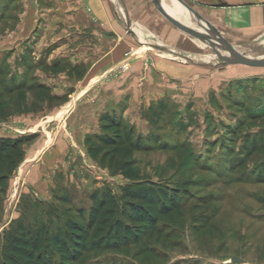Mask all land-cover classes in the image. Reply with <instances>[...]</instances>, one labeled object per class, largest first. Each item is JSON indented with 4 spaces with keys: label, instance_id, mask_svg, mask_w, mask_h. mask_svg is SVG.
<instances>
[{
    "label": "rangeland",
    "instance_id": "obj_1",
    "mask_svg": "<svg viewBox=\"0 0 264 264\" xmlns=\"http://www.w3.org/2000/svg\"><path fill=\"white\" fill-rule=\"evenodd\" d=\"M16 4L0 22V66L9 65L11 78L26 90L10 95L0 87V101L9 104L0 120V137L36 139L25 146V161L0 203V236L21 215L26 196L56 203L55 192L65 188L82 201L99 187L118 191L127 183L124 176L112 177L100 168L85 145L110 109L122 113L142 136L156 131L161 137L160 146L135 154L136 174L184 186L190 192L188 218L198 213L213 218L212 229L205 232L187 226L180 245L170 252V264H264V66L219 59L193 64V57L216 56L215 51L200 31L190 38L162 19L167 25L151 26L155 36L177 44L173 51L184 58L138 53L142 45L124 31L132 42L129 50L113 58L109 69L93 72L101 58L81 54L72 25L65 29L39 22L25 38L27 33L20 32L22 3ZM213 31L219 49L246 54L264 46V34L251 40V30L225 26ZM117 39L112 38L113 47ZM55 63L61 72L51 68ZM33 84L48 86L51 95L43 99L37 90H27ZM162 99L169 113L155 130L148 111ZM246 139L261 144L249 157L241 153ZM232 157L237 159L233 165L226 162ZM114 259L119 258L106 255L99 259L106 262L88 264H112Z\"/></svg>",
    "mask_w": 264,
    "mask_h": 264
},
{
    "label": "trees",
    "instance_id": "obj_2",
    "mask_svg": "<svg viewBox=\"0 0 264 264\" xmlns=\"http://www.w3.org/2000/svg\"><path fill=\"white\" fill-rule=\"evenodd\" d=\"M17 1L0 0V22L8 19ZM51 68L56 73L62 71L58 63ZM11 77L10 66L1 65L0 87L10 95L26 90L25 84H17ZM27 90H37L43 99L51 95L44 84H33ZM8 107L7 100L0 101V120ZM148 113L147 119L156 130L169 113L168 103L159 100L151 104ZM35 139V135L0 137V203L25 161V146ZM160 143L158 132L142 136L122 113L108 109L100 118V131L87 135L85 145L100 168L108 170L112 177L124 176L127 183L118 191L108 185L99 187L82 201L65 188L55 192L56 203L24 197L21 215L0 236V264L104 263L99 259L106 255L119 258L112 264H170V252L180 245L187 226L205 232L212 229L213 218L202 213L188 218L186 200L190 192L184 186L136 174L135 154L150 151ZM260 147L259 141L246 139L241 153L249 157ZM235 160L232 157L226 162L233 165ZM260 177L264 178V171Z\"/></svg>",
    "mask_w": 264,
    "mask_h": 264
},
{
    "label": "crops",
    "instance_id": "obj_3",
    "mask_svg": "<svg viewBox=\"0 0 264 264\" xmlns=\"http://www.w3.org/2000/svg\"><path fill=\"white\" fill-rule=\"evenodd\" d=\"M20 1L23 10L20 32L27 33L25 38L30 36L28 33L32 32L39 22L46 26L55 22L58 23L57 27L65 29L66 26L72 25L74 30L70 32L74 33L76 41H81V54L88 58H101L93 64V72L99 73L109 69L113 58L126 53L131 47L132 42L124 33L127 32L125 19L133 26L135 34L143 40L170 50H174L172 47H178L174 43L167 45L160 37L155 36L157 33L153 32L151 26L167 25L162 19L173 24L152 0H18ZM182 1L205 17L212 29L219 30L226 26L243 33L251 30V40L264 34V0ZM164 6L178 19L183 30L173 25L175 29L190 38L192 34L198 35V28L182 6L167 3L166 0ZM112 38H118L114 47ZM12 46L3 51H9L14 48ZM145 50L149 49L142 46L137 51L141 53Z\"/></svg>",
    "mask_w": 264,
    "mask_h": 264
},
{
    "label": "water",
    "instance_id": "obj_4",
    "mask_svg": "<svg viewBox=\"0 0 264 264\" xmlns=\"http://www.w3.org/2000/svg\"><path fill=\"white\" fill-rule=\"evenodd\" d=\"M161 10V12L166 16V18L179 30H181L182 26L178 22V19L174 17L171 13H169L165 6H164V1L165 0H152ZM167 3H174V4H179L182 6L189 15V18L199 27L201 30L200 35L203 39L204 42H207L210 44V46L213 48V50L216 53L217 58L226 63V64H246V65H251V66H264V51H255L251 54H240L232 57H226L221 54L219 51V48L216 43V37L215 33L210 25V23L203 17L199 12H197L195 9L184 3L182 0H166ZM174 6V5H173ZM126 24H125V29L127 30L128 34L134 37L137 42L142 45V46H147L149 50L152 52L158 53V54H164L167 56L171 57H181L180 54L174 52L173 50L161 47V46H156V45H149L145 41L141 40L134 32L132 29L131 25L129 24V21L127 19ZM183 30V29H182ZM181 58H184L183 56ZM187 59V58H186ZM193 64H198V65H209L208 62L205 61H194L193 59L190 61ZM234 262H240V259L234 258Z\"/></svg>",
    "mask_w": 264,
    "mask_h": 264
},
{
    "label": "bare ground",
    "instance_id": "obj_5",
    "mask_svg": "<svg viewBox=\"0 0 264 264\" xmlns=\"http://www.w3.org/2000/svg\"><path fill=\"white\" fill-rule=\"evenodd\" d=\"M195 26L198 28V30L201 32V30L199 29V27L195 24ZM139 37V36H138ZM140 38V37H139ZM141 40H143L142 38H140ZM145 41V40H143ZM147 44L149 45H154L150 42H147L145 41ZM216 43H217V46H218V41L216 40ZM146 48H148L147 46H144ZM242 47V46H241ZM219 48V46H218ZM149 49V48H148ZM221 50V51H220ZM242 49H238V48H232V49H229V50H225L224 48H220L219 51L222 52L221 54L223 56H226V57H232V56H236V55H240L242 54L241 52ZM257 51H264V46L262 48H260L259 50ZM255 52V51H254ZM253 52H250V53H246V54H251ZM245 54V53H243ZM217 56L213 55V56H210V57H200V56H197V57H193V60L196 61V60H200V61H208V60H217L218 58H216ZM186 58H190V57H186Z\"/></svg>",
    "mask_w": 264,
    "mask_h": 264
}]
</instances>
